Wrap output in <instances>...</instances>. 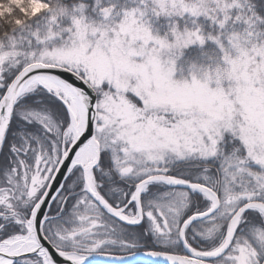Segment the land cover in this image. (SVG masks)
<instances>
[{
  "label": "snow or ice",
  "instance_id": "6c2138e0",
  "mask_svg": "<svg viewBox=\"0 0 264 264\" xmlns=\"http://www.w3.org/2000/svg\"><path fill=\"white\" fill-rule=\"evenodd\" d=\"M0 264H264V0H0Z\"/></svg>",
  "mask_w": 264,
  "mask_h": 264
}]
</instances>
